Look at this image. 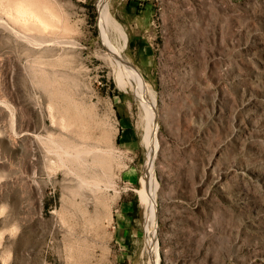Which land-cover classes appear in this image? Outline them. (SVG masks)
<instances>
[{"label": "rangeland", "instance_id": "obj_1", "mask_svg": "<svg viewBox=\"0 0 264 264\" xmlns=\"http://www.w3.org/2000/svg\"><path fill=\"white\" fill-rule=\"evenodd\" d=\"M148 160L157 264H264V0H0V264H148Z\"/></svg>", "mask_w": 264, "mask_h": 264}, {"label": "bare ground", "instance_id": "obj_2", "mask_svg": "<svg viewBox=\"0 0 264 264\" xmlns=\"http://www.w3.org/2000/svg\"><path fill=\"white\" fill-rule=\"evenodd\" d=\"M20 4H22V3H20ZM20 4L15 5V6H19L18 9H16V8L15 9L19 10V12L18 11H16V12L21 13V14H19L20 16L22 15V16L27 17L28 14H31L32 16H34L31 11H29L28 9L25 8L26 7L25 5H24L25 7L24 6L21 7ZM27 10H28V12H27ZM4 12H5V10H4ZM17 17H19V16H17ZM13 18L15 20L14 16H13ZM19 20H21V19H19ZM38 21H39V19H38ZM17 22H20V21H17ZM41 23L42 22H40V24ZM99 25H100V30H101L100 33H101L102 42L104 43V45L109 50L111 48V45H110L111 43H110V40L107 36V33L111 29L117 32V35H118V37H117L118 39L116 41L117 46L115 45V51H113L115 57L109 58V59L111 60V62H113L112 64H116V66H118V67H120L119 64H121V66L125 69V74L123 75L122 72H121L122 74H120L121 75V84H123L124 86L126 84H128L129 86L134 87L135 89H137L136 93L138 94V96H140L141 90H142L143 84H144L143 80L141 79L140 74L135 70V68H133L131 66V64L128 63V61L126 59H124V58L122 59L120 56V54L122 52V48H124V46H125L127 37H126V34L121 30V28L113 21L111 15H110L107 3H103L99 8ZM144 90H145V88H144ZM145 107L148 109V111H150V115H149V122L148 123L146 122L147 125L144 128V133L142 135V142H143L144 147H147V149L149 148L150 149L149 151L153 152L154 150H151V148H152V143L155 139L154 128L152 127L154 119H155V115L153 114L154 104L151 102H148V100H147L145 102ZM150 161L151 160H148L146 163V168L144 167L145 172H144L143 177L140 179V189L138 190V193H139V196H140L142 202L145 205V208H146L145 212H146L147 220H148V223H147V226L145 229L146 233L148 235L147 243H148V253H149V260H150L148 262V264H157V262H155V255H154V251H153V244H154V242H153V230L151 228L154 225V220H155L154 208L152 206L153 203L151 204V202H152L151 200H152V196H153L152 193L154 192V189L156 188L157 185L154 181L153 175L150 173V165H151Z\"/></svg>", "mask_w": 264, "mask_h": 264}, {"label": "crops", "instance_id": "obj_3", "mask_svg": "<svg viewBox=\"0 0 264 264\" xmlns=\"http://www.w3.org/2000/svg\"><path fill=\"white\" fill-rule=\"evenodd\" d=\"M122 136H123V144L122 147L123 148H130L131 146H133L135 143V133L133 131H131L128 128H125L123 130H121ZM121 137V136H120ZM126 173H128V178L127 180H134L137 176L136 173V167L132 166V168H130V170H128Z\"/></svg>", "mask_w": 264, "mask_h": 264}]
</instances>
